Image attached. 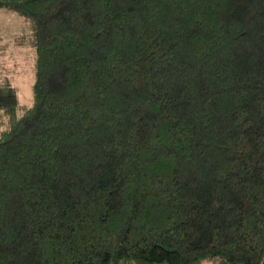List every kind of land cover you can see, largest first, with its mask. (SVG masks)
Listing matches in <instances>:
<instances>
[{
    "label": "trees",
    "instance_id": "16d2710c",
    "mask_svg": "<svg viewBox=\"0 0 264 264\" xmlns=\"http://www.w3.org/2000/svg\"><path fill=\"white\" fill-rule=\"evenodd\" d=\"M0 264H264V0H0Z\"/></svg>",
    "mask_w": 264,
    "mask_h": 264
},
{
    "label": "rangeland",
    "instance_id": "374dc122",
    "mask_svg": "<svg viewBox=\"0 0 264 264\" xmlns=\"http://www.w3.org/2000/svg\"><path fill=\"white\" fill-rule=\"evenodd\" d=\"M30 21L7 7H0V79L18 87L21 103L33 98L36 51ZM204 264H219L205 260Z\"/></svg>",
    "mask_w": 264,
    "mask_h": 264
}]
</instances>
